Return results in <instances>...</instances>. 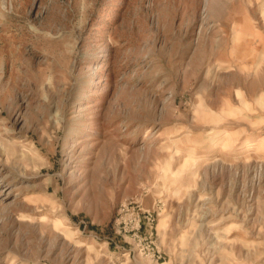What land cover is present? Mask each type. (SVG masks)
Returning a JSON list of instances; mask_svg holds the SVG:
<instances>
[{
	"label": "rangeland",
	"instance_id": "1",
	"mask_svg": "<svg viewBox=\"0 0 264 264\" xmlns=\"http://www.w3.org/2000/svg\"><path fill=\"white\" fill-rule=\"evenodd\" d=\"M0 264H264V0H0Z\"/></svg>",
	"mask_w": 264,
	"mask_h": 264
}]
</instances>
